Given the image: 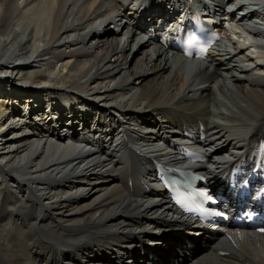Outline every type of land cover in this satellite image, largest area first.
Wrapping results in <instances>:
<instances>
[{
  "label": "bare ground",
  "instance_id": "obj_1",
  "mask_svg": "<svg viewBox=\"0 0 264 264\" xmlns=\"http://www.w3.org/2000/svg\"><path fill=\"white\" fill-rule=\"evenodd\" d=\"M120 2L0 0V225L29 230L34 264H264V236L193 229L152 167L196 139L217 178L264 138V69L240 49L171 55Z\"/></svg>",
  "mask_w": 264,
  "mask_h": 264
},
{
  "label": "clouds",
  "instance_id": "obj_2",
  "mask_svg": "<svg viewBox=\"0 0 264 264\" xmlns=\"http://www.w3.org/2000/svg\"><path fill=\"white\" fill-rule=\"evenodd\" d=\"M29 247V230L23 224L0 225V264H34Z\"/></svg>",
  "mask_w": 264,
  "mask_h": 264
},
{
  "label": "rangeland",
  "instance_id": "obj_3",
  "mask_svg": "<svg viewBox=\"0 0 264 264\" xmlns=\"http://www.w3.org/2000/svg\"><path fill=\"white\" fill-rule=\"evenodd\" d=\"M121 34V33H120ZM43 72V71H42ZM9 74H12L11 72H9ZM17 73L15 72L14 73V76L16 75ZM4 75V74H3ZM3 78H4V76H2ZM19 87V86H18ZM207 173H208V171H207ZM190 223V222H189ZM198 247V246H197ZM199 248V247H198ZM200 249L201 248H199V251H200ZM195 254V252L192 254V255H194ZM174 254L172 253V250H171V254H169V258H167V259H173L174 257ZM142 264H145V262L143 261V263Z\"/></svg>",
  "mask_w": 264,
  "mask_h": 264
},
{
  "label": "water",
  "instance_id": "obj_4",
  "mask_svg": "<svg viewBox=\"0 0 264 264\" xmlns=\"http://www.w3.org/2000/svg\"><path fill=\"white\" fill-rule=\"evenodd\" d=\"M175 166H178V165H175ZM155 235H157V236H160V234L158 233V234H155Z\"/></svg>",
  "mask_w": 264,
  "mask_h": 264
}]
</instances>
